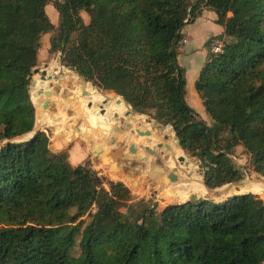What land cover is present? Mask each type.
<instances>
[{
	"label": "trees",
	"instance_id": "obj_1",
	"mask_svg": "<svg viewBox=\"0 0 264 264\" xmlns=\"http://www.w3.org/2000/svg\"><path fill=\"white\" fill-rule=\"evenodd\" d=\"M205 8L225 28L195 80L211 124L187 101L179 62L182 30ZM49 32L66 67L170 125L208 187L242 178L238 146L264 176V0H0V264H264L261 195L192 196L158 211L33 132L30 84Z\"/></svg>",
	"mask_w": 264,
	"mask_h": 264
},
{
	"label": "rangeland",
	"instance_id": "obj_2",
	"mask_svg": "<svg viewBox=\"0 0 264 264\" xmlns=\"http://www.w3.org/2000/svg\"><path fill=\"white\" fill-rule=\"evenodd\" d=\"M188 1L193 2L195 0H188ZM51 9L52 8L50 9L48 8V11H51ZM82 15L85 22H89L88 14L86 12H82ZM56 22L58 23V20ZM51 36H52V32L46 33L42 36L41 48L39 51L40 53L39 65L36 68L42 70L45 69L46 66H48L47 67L48 74L53 75L54 78L49 82L50 88L52 87L55 88L58 85L59 86L63 85L64 88V89L61 88L62 89L61 94H57V95L52 94L51 97L53 99L52 100L53 103L51 107L46 109L45 107L46 101L44 102L41 101L38 105L39 111L41 109L45 110V117L53 119V122L47 125L39 124V128L44 130L49 135L50 148L54 152L68 151L70 155L69 161L73 165L84 164L85 161L90 160L89 161L90 166L95 171H97L99 175L105 177L108 180L123 181L124 183H126L131 189L133 202H136L141 199L146 200V202L149 205H154V203L156 202L158 211L161 210L165 205L169 203H173L175 199L187 200L192 196H195L198 198L208 197V198H216L217 200H220L227 193L241 194V193H247V191H249L246 187L240 186V184L233 185L234 183L237 182L235 181L232 182V184L229 186V189L227 191H223L224 193L218 194L219 196H212L209 190L207 189V187L202 188L203 185H205L203 183L204 174L199 161L195 157H192L185 152L186 156L190 159L189 164L192 165L193 173L196 174L191 177H186L182 173L176 172L171 165L163 163L165 159H161L159 160V162L155 161L156 157L159 156L160 153L162 152L160 150V147L158 148L152 146L148 138L145 137L143 138L140 137L139 135H135L134 140L132 138L122 142L125 139V135L123 134L125 128H122L119 125L118 118L114 117V114L116 113L113 111V109H111L112 112L111 114L108 113V111L106 110V105L101 102L94 103L88 101L86 103V105L82 109L86 111L85 115H88L89 118H91L92 122H90V124L89 123L86 124V126L84 127L79 126V121H82V118L78 115V113L74 109L75 107L72 105L69 94H67L68 92L66 90H69L72 93L77 92L78 89L75 88V85L78 84L79 81L80 82L82 81L76 78H73L64 83L61 81L63 78L62 75L65 71L73 72V73L76 71L66 67L62 63L60 52H56L53 54L49 52ZM76 74L79 75L77 72ZM33 82L35 83V85H32ZM46 83L48 82L41 79L40 72L33 71L32 81L30 84V94H31V99H33L32 102L37 101V95H33L32 93L33 90H36L37 93L45 92ZM89 83L92 84L91 82ZM92 86L94 85L92 84ZM96 88L104 96L111 97L113 102L110 104H114V106L117 109H119L123 113V115L132 117L133 121L131 124V128L136 129V126L138 128H142V132L145 134L154 132L158 137L164 138V140L169 143L170 147L177 146L174 143V141L176 142V139L173 136L174 132L170 125L161 126V132H160L159 129L160 126L156 124L158 126V128H156L155 120L151 119L148 115L143 114L142 115L143 117L137 116L134 112H132L131 107L126 105L123 98L118 96L116 93L112 91H106L98 87ZM192 89L195 91L196 96L201 101V98L198 96L197 91L195 89V82L193 83V85L190 84L188 87L187 101L193 108H196L193 104ZM44 96L47 97L45 93ZM56 96L60 98L61 104L55 100ZM61 105L65 106L66 108L62 107ZM201 105L202 107H204L202 101H201ZM67 107L71 108V112L67 110ZM104 109H105V113H102ZM203 109L205 114L209 116L205 111V108ZM61 114L66 115L68 118L70 117V119L66 120V122L63 121L62 119H60ZM208 119L209 121L207 122L211 124L212 118L210 117ZM106 136H109V144L107 145L109 148H111L117 155L125 154L126 159L120 160L121 162H124L125 164H130V162L140 160L138 164V168H136V171L134 173L133 172L127 173L123 168L120 171L119 166L110 163L111 160H114L113 156L109 155L106 151L104 152L101 151ZM114 136H116L119 140H121L122 144L118 142H114L113 141ZM123 143H125L126 147L123 145ZM133 143L135 144L137 143L136 153H131L129 150V146H131V144ZM232 156L236 165L240 168V170L243 173V176L240 180L245 179L247 177L260 176V175H252L253 172H252V165L250 163V157L246 153L243 147L241 146L236 147L234 155ZM130 174L131 177H133V179L138 181L137 184H135L133 180L127 178L128 175ZM171 174L172 176H175V178H172ZM166 178H168L169 180H166ZM174 185L180 186V190L173 197L169 198L167 197V194ZM193 189L198 191L197 194L193 192ZM125 208L126 207H123L122 209L125 211ZM73 253L75 256L78 255L79 248L76 247Z\"/></svg>",
	"mask_w": 264,
	"mask_h": 264
},
{
	"label": "bare ground",
	"instance_id": "obj_3",
	"mask_svg": "<svg viewBox=\"0 0 264 264\" xmlns=\"http://www.w3.org/2000/svg\"><path fill=\"white\" fill-rule=\"evenodd\" d=\"M62 76H63V78H62L61 81L63 83L66 82V81H69V80H71L73 78H76V79L82 81V82L79 81V83L75 85V88L78 89L77 92H75L77 94H75L74 92L73 93L72 92H68L67 93V94H69L70 101H71L72 105L75 107L74 109L76 110L78 115L82 118V121H79V126L84 127V126H86V124H88V123L90 124V122H92L91 118H89L88 115H85L86 111H84L82 109L86 105V103L88 101L89 102H94V103L101 102V103L106 105V110L108 111V113L111 114L112 113L111 109H113V111L116 114H118L119 116L121 115L119 117L118 121H119V125L122 128H125L123 134L125 135V139H126V140L124 139L122 142L127 141L128 139H132V138L134 140V136L135 135H139L140 137H143V138L144 137L148 138L152 146H155V147H158V148L160 147L161 152L167 154V158L165 159V161L163 163L171 165L175 169L176 172L182 173L186 177H191V176L196 175L195 173H193L192 165L189 164V160L190 159L186 156L185 151L179 146V144L177 142L176 143H177L178 147L177 146L176 147H170L169 143L167 141H165L164 138L158 137L156 135V133H154V132L145 134V133L142 132V128H138L137 126H136V129L131 128V124H132V121H133L132 117L123 115V113L119 109H117L114 106V104H110V103L113 102L111 97L104 96L103 94H101L96 87L92 86V84H90L88 81H85L84 78L79 76V75H77L76 72L73 73V72L65 71ZM45 81L48 82V83H46L45 92L46 91H50L48 89L50 88L49 82L51 80H45ZM34 85H35V83H34ZM61 88L64 89L63 85H61V86L58 85L55 88L52 87L51 91L53 92V94H56V95L57 94H61L62 93V89ZM72 91H74V90H72ZM45 92L37 93L36 90H33V92H32L33 95H37V101L36 102L33 101V102L35 103V105L37 107V123L41 124V125L42 124L47 125V124L53 122V119L45 117V110L44 109H41L39 111V106H38L39 103L41 101L44 102L47 99V97L44 96ZM55 100L61 104V100H60L59 97L56 96ZM125 103H126L127 106L130 107V105L126 101H125ZM94 105H96V104H94ZM61 106L65 107L63 105H61ZM63 110H66V109H63ZM138 115L142 116L143 114H138ZM61 116H60V119H62L65 122H66V120L70 119V117L68 118L64 114L63 115L61 114ZM28 134L30 135V133H28ZM135 140H136V138H135ZM113 141L122 144L121 140H119L116 136L113 137ZM103 143L104 144H103V147H102L101 151L102 152L106 151L109 155L113 156V158H114V160H111L110 163H113V164L118 166V165H120V162H121L120 160L126 159L125 154L117 155L111 148H109L107 146L109 144V136L105 137ZM123 145L126 147L125 143H123ZM182 156L185 157L184 161L180 160V157H182ZM133 157H134V155H133ZM102 160H104V159H102ZM139 162H140V160H136V161H133L132 163H135L136 164V168H138ZM122 163H124V162H122ZM121 169L122 168H120V171H121ZM179 175H181V174H179ZM129 176L130 175H128V177H127L128 179H130ZM246 179H249V180H246ZM166 180H169V179L166 178ZM188 181H189V179H188ZM233 185H238V184L234 183ZM229 186L230 185H228L225 188L217 189V191H219L218 194L224 193L223 191H227L229 189ZM240 186L246 187L249 190L247 192H252V193H255V194H259L262 197H264V176L260 175L258 177H247V178L244 179L243 184L240 185ZM205 187H207V186L203 185L202 188H205ZM220 189H222V190H220ZM179 190H180V186L174 185L171 188V190L168 192L167 197H169V198L173 197L176 193L179 192ZM193 192L197 194L198 191L193 189ZM206 194H208V193H206Z\"/></svg>",
	"mask_w": 264,
	"mask_h": 264
},
{
	"label": "crops",
	"instance_id": "obj_4",
	"mask_svg": "<svg viewBox=\"0 0 264 264\" xmlns=\"http://www.w3.org/2000/svg\"><path fill=\"white\" fill-rule=\"evenodd\" d=\"M46 8L49 17L51 16V21L57 23L58 12L54 9L55 7L52 4H48ZM48 8H52L51 11H48ZM217 18L218 15L214 10L205 8L193 23L185 25L182 30L183 40L181 45H179V62L186 69L187 92L189 85H193L206 61L208 52L207 42L213 37H221L224 35L225 28L217 22ZM224 38L226 39V37ZM192 92L193 104L196 107L194 109L206 122L209 121L208 118L210 116L205 114L203 109L205 107L201 105L202 100H199L193 89Z\"/></svg>",
	"mask_w": 264,
	"mask_h": 264
},
{
	"label": "water",
	"instance_id": "obj_5",
	"mask_svg": "<svg viewBox=\"0 0 264 264\" xmlns=\"http://www.w3.org/2000/svg\"><path fill=\"white\" fill-rule=\"evenodd\" d=\"M47 67L48 66H46L45 67V69H42V70H40L39 68H35V72H40L41 73V79L42 80H52L53 79V75H51V74H48V70H47ZM85 80V79H84ZM86 81V80H85ZM32 85H34V82L32 83ZM48 90H50V91H46L45 92V94L47 95V99H46V103H45V107L46 108H49V107H51L52 106V103H53V99H52V94H53V92L51 91V88H49ZM67 92H70L69 90H66ZM118 95V94H117ZM118 96H120L121 98H123L125 101H126V99L123 97V96H121V95H118ZM127 102V101H126ZM129 105H130V107H131V110H132V112H134V113H137L135 110H134V108H133V106L129 103V102H127ZM34 106H35V109H36V122H35V126H34V130H33V132L35 131H37L38 129H39V124L37 123V107H36V105H35V103H34ZM66 108V107H65ZM67 110L69 111V112H71V108L70 107H67ZM102 113H105V109L103 110V112ZM114 117L115 118H118L119 119V115L118 114H114ZM155 124H158V122L157 121H155ZM159 125V124H158ZM160 127H159V129H160V132H161V126H163V125H159ZM117 128V127H116ZM33 132H31L30 133V135L29 134H26V135H22V136H20V137H18L17 139H25V138H27V137H29V136H31L32 134H33ZM174 136V138L176 139V136L175 135H173ZM4 142H6V141H1V143H4ZM176 142L178 143V141L176 140ZM147 148V147H146ZM129 150H130V152L131 153H136L137 152V143L135 144V143H133L131 146H129ZM69 157H70V155L68 154V159H69ZM167 158V154H165V153H160V155L159 156H157L156 157V162H159V160H161V159H166ZM180 160L181 161H184L185 160V157H180ZM73 165V164H72ZM78 165V164H77ZM120 168H123V169H125V171L127 172V173H129V172H135L136 171V164L135 163H132V162H130V164H123L122 162L120 163V165H118ZM130 180H133V182L135 183V184H137L138 183V181L137 180H135V179H132L133 177H131V174H130ZM171 177L172 178H175L174 176H172V174H171ZM243 181H244V179H242V180H239V181H237L236 182V184H240V185H242L243 184ZM203 183L206 185V183H205V181H203ZM232 184V182L231 183H226V184H224V185H222V186H220V187H216V188H210V187H208L207 185V188H208V190H209V192L211 193V195L212 196H219L218 195V193H219V191H217V189H219V188H224L225 186H227V185H231ZM220 190H222V189H220ZM247 193H252V192H247ZM237 195V194H236ZM235 195V196H236ZM157 205V203L155 202L154 203V206H156Z\"/></svg>",
	"mask_w": 264,
	"mask_h": 264
},
{
	"label": "built area",
	"instance_id": "obj_6",
	"mask_svg": "<svg viewBox=\"0 0 264 264\" xmlns=\"http://www.w3.org/2000/svg\"><path fill=\"white\" fill-rule=\"evenodd\" d=\"M224 47V40L222 38L213 37L209 40V50L212 53L222 52Z\"/></svg>",
	"mask_w": 264,
	"mask_h": 264
}]
</instances>
